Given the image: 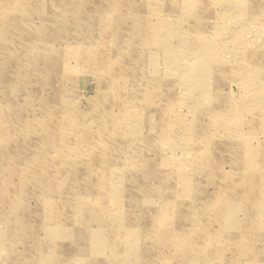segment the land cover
I'll return each instance as SVG.
<instances>
[{"label":"rangeland","instance_id":"rangeland-1","mask_svg":"<svg viewBox=\"0 0 264 264\" xmlns=\"http://www.w3.org/2000/svg\"><path fill=\"white\" fill-rule=\"evenodd\" d=\"M0 264H264V0H0Z\"/></svg>","mask_w":264,"mask_h":264},{"label":"bare ground","instance_id":"bare-ground-1","mask_svg":"<svg viewBox=\"0 0 264 264\" xmlns=\"http://www.w3.org/2000/svg\"><path fill=\"white\" fill-rule=\"evenodd\" d=\"M181 6V5H180ZM183 12V11H182ZM2 17L5 19L6 18V14H2ZM138 20V19H137ZM10 21V20H9ZM140 23V22H139ZM140 26V25H139ZM2 27V26H1ZM141 30V29H140ZM2 34V33H1ZM115 127V126H114ZM121 137V136H120ZM263 144V143H262ZM263 157V156H262ZM30 165V164H29ZM248 174H250V173H248ZM253 176H254V174H252ZM251 175V176H252ZM244 176H247L246 174H244ZM243 176V177H244ZM253 178V177H252ZM244 179V178H243ZM24 180V179H23ZM252 180V179H251ZM110 181L111 180H109V179H107V178H104L103 177V184H106V185H109L110 184ZM248 183H249V185H250V182L249 181H247ZM22 183H23V181H22ZM255 184V183H254ZM252 187V186H251ZM238 190H236V192H237ZM254 192V191H253ZM253 199H255V198H253ZM249 200V199H248ZM256 201V200H255ZM221 203V202H220ZM213 208L216 210V208H217V203H215L214 204V206H213ZM246 209V208H245ZM188 212V211H187ZM95 213V212H94ZM96 216H97V218L96 219H98V220H100L101 219V217H100V215H99V211H97V214H96ZM112 219H113V221H119V224H120V226H121V228H123L124 229V224H125V221H124V219H123V217L122 216H120V215H115V214H112ZM158 231H157V233H160V230L162 229V227H160V225L158 226ZM191 234V233H190ZM194 239V238H193ZM190 241H191V239H190ZM196 246V245H195ZM199 246V245H198ZM86 249V248H85ZM82 251V250H81ZM81 251H79V252H81ZM81 254V253H80ZM258 256V255H257Z\"/></svg>","mask_w":264,"mask_h":264}]
</instances>
